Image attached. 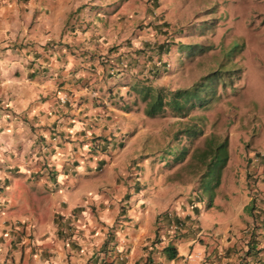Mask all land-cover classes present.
I'll use <instances>...</instances> for the list:
<instances>
[{"label": "crops", "instance_id": "obj_1", "mask_svg": "<svg viewBox=\"0 0 264 264\" xmlns=\"http://www.w3.org/2000/svg\"><path fill=\"white\" fill-rule=\"evenodd\" d=\"M139 1L146 5L141 16L133 11L111 16L103 29L88 30L78 22H91V16H73L79 0H0V61L15 55L13 59L23 62L17 54L25 51L30 58L20 63L23 72L42 70L41 75L11 80L9 92L0 98V203L4 192L11 201L17 181L30 199L23 230L11 226L8 214L1 217L7 226L0 220V263L145 264L148 259V264H244L240 254L247 241L264 245V231L256 239L244 233L264 222V175H257L255 184L263 199L253 212L260 216L254 213V218L251 210L231 216L220 240L204 242L184 237L194 223L174 227L175 211L158 217L159 210L138 208L133 199L143 203L139 189L119 178L132 159L119 142L121 132L133 125L132 115L122 108L130 99L133 74L120 67L129 48L120 46V51L106 54L104 62L95 54L119 44L130 21L145 24L136 43L164 24L170 32L173 26L165 10H156L159 1ZM150 1L156 5L153 9ZM21 41L24 49L18 47ZM75 69L79 72L74 76ZM255 152L257 148L245 157L246 152L237 151L228 158L226 176L236 172L241 191L240 197L234 196L237 181L230 183L232 202H239L243 194L246 204L250 199L246 170ZM8 230L18 236L13 239ZM181 238H188V243L180 246ZM167 244L175 246V257L168 258Z\"/></svg>", "mask_w": 264, "mask_h": 264}, {"label": "rangeland", "instance_id": "obj_2", "mask_svg": "<svg viewBox=\"0 0 264 264\" xmlns=\"http://www.w3.org/2000/svg\"><path fill=\"white\" fill-rule=\"evenodd\" d=\"M79 1L80 5L73 16H91V22H78L88 30L103 29L107 24V18L128 16L130 11L138 13L136 16L139 17L141 11H145L146 8V5H140L139 0ZM158 1L157 7L152 1L148 7L150 9L156 7L158 11L165 10L173 27H170V32L168 29L158 30L159 36L157 32L154 34L152 31L147 35L149 37L147 40L151 44H157L168 39L170 47L168 52L161 56L156 51H149L148 57L151 59L145 61L144 65L135 67V64H132V70L138 69L137 73L142 76L148 72L149 65L156 64L159 74L152 78L151 83L171 89L200 82L201 98L208 103L190 109L183 116L169 111L165 116L150 117L144 113V102L140 96L129 87L127 95H130V99L122 108L132 115L130 119L133 120V125H129L128 130L121 132L119 142L121 147H126L125 151L131 154L132 159L123 166L124 171L118 173L119 178L126 183L129 179L131 189L135 191L138 190L135 185L140 186L138 194L141 195L143 203H140L142 202L140 198L133 199L138 208L145 205L149 210H159L158 217L163 212L175 210L172 216L179 218L181 227L185 222L190 225L194 223L184 237L189 236L201 242L220 240L223 227L231 222V216L247 211L245 208L247 198L243 194L239 202L231 201L230 183L237 181V173L232 172L226 176L225 166L222 169L220 183L209 189L214 192V196L212 205H208L209 197L199 188V166L191 156L194 149L202 146L204 137L211 132L228 136V148L232 152L228 158L236 156L237 151L246 152L245 157L247 151L255 148L264 152V0ZM129 23L128 33L119 36V40L116 41L119 44L116 43L113 50L110 49V52L107 51L105 54L94 53L96 56L102 55L101 62H104L106 54L112 55L120 51L119 47L124 45L129 50L123 51L125 57L120 67L124 70L131 68L127 59L129 55H137L136 48L143 45L141 41L136 43V37H140V31L145 24L139 20ZM135 23L136 25H133ZM121 27L122 23L118 28ZM18 47L24 49L25 43L21 41ZM139 54L138 58L142 61L144 59L142 56L146 53ZM28 55L29 53L25 51L17 54L23 62L25 58H30ZM14 57L15 55L1 58L0 98H4L9 92L11 80L42 74L41 69L23 72L20 64L23 62L17 57L13 59ZM160 58L163 61H159ZM8 59L12 60L7 62ZM141 70L144 72L141 73ZM76 72L79 70H74V76ZM114 73L118 74L119 71L115 69ZM93 77L90 80H93ZM192 124L201 128L202 134L187 136L185 131L179 132L187 126H193ZM181 148H187V153L183 160L176 161L173 156ZM252 172L257 173L258 168L252 167ZM236 184L237 188L232 191L235 193L234 196L240 197V182L237 181ZM4 186L2 184V189ZM6 194L4 192L1 195V223L7 226L6 219L1 218L5 213L9 215L7 220L11 222L12 227L23 230L26 224L24 216L30 211L28 207L30 199L25 196L24 189L22 190V185L18 181L16 187L11 190V201L6 199L8 198ZM192 206H196L198 210H193ZM215 207L219 216L212 211ZM8 231L15 239V236H18L17 231L20 230ZM229 234L231 230H228L227 237ZM188 241V238H181L178 243L183 246ZM21 246L23 247V244ZM4 262L5 260H2L0 264Z\"/></svg>", "mask_w": 264, "mask_h": 264}, {"label": "trees", "instance_id": "obj_3", "mask_svg": "<svg viewBox=\"0 0 264 264\" xmlns=\"http://www.w3.org/2000/svg\"><path fill=\"white\" fill-rule=\"evenodd\" d=\"M163 27H166L165 24L159 26L158 30H167V28ZM141 45L142 46H139V48H136L135 50V54L137 55L134 56L132 54L128 56L127 63L131 67L130 69H133L134 64L136 67L142 64L144 65L145 61H149V59H151V57H148L150 55L148 53L149 51H156V53H159L158 55L161 56V54L167 53L170 47L168 39L164 40L163 42H157V44H151L148 40H145L141 42ZM113 47L114 46L110 47V49H112ZM144 49L146 50L144 51ZM140 52L146 53L144 54V56H142L144 58L142 61L140 60V58H138ZM159 61H163V59L160 58ZM33 71L35 72L36 69ZM132 71L133 74L130 79L129 87L140 96L141 100L144 102V113L150 117L157 115L165 116L169 111L172 114L183 116L190 109L208 103V101L207 103H205L201 98L200 90L202 89V84L200 82H195L192 85L186 87H177L171 89L163 85L151 83L152 78L159 74V68L156 66V64L149 65L147 70L148 72L142 74V76H139V74L137 73L138 69ZM143 72L144 71L141 70V73ZM192 125L193 126H187L186 128L179 130V132L185 131L187 136H196L202 134L201 128H197L196 124ZM186 153L187 148H181L180 150L176 151L173 157L176 161H180L184 159ZM228 155V136H221L213 132L206 135L204 137L202 146L196 147L192 153L191 157L195 159L199 166V188L206 192L207 196L209 197L208 205L210 206L212 205L214 192H212L211 190L209 191V189L215 188L220 183L222 169L227 164ZM254 157L255 158H250L247 161V163L251 161V167H249L250 163H248V170H246V186L248 187V190L250 192V199L245 205V208L247 210H251L249 214L253 215L255 218L254 213H256L257 216L260 215L258 212H253V210L257 206L256 204L261 202L260 200L263 199V197L260 196L259 192H256L255 184L258 180L257 175H264V153H262L261 151L255 152ZM252 167L258 168V172L253 173ZM135 187L139 189L140 186L135 185ZM192 208L193 210H198L196 206H192ZM165 213L166 212H163V214ZM172 220V223L175 224L174 227L181 228L182 223L181 221H179V218L177 216ZM263 224L264 222H262L261 225H256L254 223V225L248 230H245L244 233H249L248 236L250 238L256 239L257 236H259V234H262L264 231ZM164 249L167 250L166 253L168 258L175 257L176 248L174 245L167 244ZM240 256H243V258L246 259L247 262H244V264H264V245L257 247V244H251L249 241H247V247L243 248ZM253 258H256L255 263L251 262ZM147 260L145 259V264H148Z\"/></svg>", "mask_w": 264, "mask_h": 264}, {"label": "clouds", "instance_id": "obj_4", "mask_svg": "<svg viewBox=\"0 0 264 264\" xmlns=\"http://www.w3.org/2000/svg\"><path fill=\"white\" fill-rule=\"evenodd\" d=\"M258 151H260V150H258ZM262 152V151H261ZM264 153V152H263ZM174 262H176V261H174ZM177 263V262H176ZM173 264V263H172Z\"/></svg>", "mask_w": 264, "mask_h": 264}, {"label": "built area", "instance_id": "obj_5", "mask_svg": "<svg viewBox=\"0 0 264 264\" xmlns=\"http://www.w3.org/2000/svg\"><path fill=\"white\" fill-rule=\"evenodd\" d=\"M173 264H177L176 262H173Z\"/></svg>", "mask_w": 264, "mask_h": 264}]
</instances>
